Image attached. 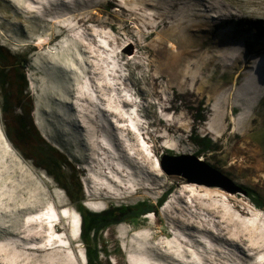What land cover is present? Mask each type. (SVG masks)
Masks as SVG:
<instances>
[{
	"label": "rangeland",
	"instance_id": "obj_1",
	"mask_svg": "<svg viewBox=\"0 0 264 264\" xmlns=\"http://www.w3.org/2000/svg\"><path fill=\"white\" fill-rule=\"evenodd\" d=\"M95 1L24 0L25 14L22 0H0V44L14 53L29 52L25 74L33 123L79 172L85 208L99 213L110 205L141 203L143 196L154 206L153 212L101 232L113 264H264V217L247 201L248 209L240 210L245 193L239 192L241 197L165 174L178 163L171 157L195 156L249 190L264 206V160L254 153L256 143L250 139L232 143L236 131L258 128L252 118L264 94V56L257 60L255 74L238 88L236 81L231 86L186 85L179 97L163 78L175 80L181 66L184 77L190 72L194 76L199 66L188 71L181 62L165 72L164 64L142 53L121 29L122 17L113 12L96 21L88 17L91 10L102 8L58 19L44 16L61 14L72 2ZM102 1L119 4L115 12L133 14L128 27L161 32L169 41L163 48H175L171 56L180 50L196 56L193 48H201L199 38L224 22L264 24V0ZM48 40L44 48L35 45ZM213 41L211 48H232L224 55L229 65L241 54L237 48H247L230 37ZM46 49L56 51L48 75L39 68V54ZM80 72L86 78L81 77L83 82L75 88L74 78ZM67 103L70 116L64 115ZM63 115L67 122L81 125L87 149L61 145L60 137L66 138L63 133L68 132ZM195 135L208 138L210 147L194 143ZM219 142V149L213 146ZM10 147L27 168L44 177L47 187L37 181L35 186L46 193L42 203L24 211L17 228L0 232V264H82L81 249L85 251L76 206L54 180L14 148L4 133L1 113L0 227L10 223L11 210L29 199L24 194L21 202L10 205L13 192H21L23 175L10 161ZM220 162L231 173H224Z\"/></svg>",
	"mask_w": 264,
	"mask_h": 264
},
{
	"label": "trees",
	"instance_id": "obj_2",
	"mask_svg": "<svg viewBox=\"0 0 264 264\" xmlns=\"http://www.w3.org/2000/svg\"><path fill=\"white\" fill-rule=\"evenodd\" d=\"M114 7L120 9L119 4L108 5L107 2L102 0L85 4L72 2L69 5L63 6L60 10L63 11L61 14L44 16L49 19H58L62 16H72L75 12L102 8L101 11L96 13L93 12L94 10H91L88 17L96 21L102 16L109 17L112 12L122 17L121 23H123L124 27H119L126 30L129 37L140 47L142 53L164 64L165 72L168 73V68H175V65L179 67L181 62L184 63L183 67L188 68V71L189 68L199 66L198 72L194 76L190 72L189 76L184 77L181 66L179 68V76L175 80L168 79L167 77L163 78V81L170 82L174 94L176 96L179 95V97L182 96L186 85L197 86L210 82L215 83L216 86L225 85L226 83H229L231 86L233 81H236V88H238L247 81L248 77L255 74V66L258 64L257 60H261L264 56V48H262L264 44V24L262 22L239 21L232 24L224 22L216 26L207 37L199 38L201 48H193L197 52L196 56H194L193 51V54H190V52H183L182 50L178 54H175V56H171L175 48H163L164 44H168L169 41L164 38L161 32L157 33L148 30L139 32L134 27H128L127 22L134 15L131 13L115 12L113 10ZM215 37H219L221 41H225V38L230 37L239 43L243 42L247 48H237L238 50L240 49L239 52L241 54H238L233 59L232 65H229L224 55L232 48H211L214 45L213 39ZM258 46L261 47L259 48ZM220 52H222V55H218ZM168 58L171 59L168 60ZM28 64L29 52L14 53L0 44V113L4 133L22 157L30 161L36 168L43 170L63 190L67 199L76 206L81 216L80 241H82L85 251L84 254L81 249L82 264H113L107 242L101 237V232L117 222L133 221L146 212L155 211V208H153V205H150L147 196H143L141 203L137 200L133 204L110 205L99 213H91L85 208L82 203L85 199V194L82 189L79 172L70 165L62 152L42 138L33 123L31 116L33 101L28 91L25 74V68ZM237 74L238 76L235 78ZM252 119L258 124L257 130L242 134L236 131L232 138V143L237 144L250 139L256 143L254 153L257 159L264 160V94L256 105L255 114ZM193 140L194 143L202 147L209 148L211 145L208 138H202L198 135H195ZM220 144L219 142L213 146H218L219 149ZM219 151L217 155L220 154ZM173 153L176 152L173 151ZM220 164L224 173H231L223 167L221 162ZM249 183L256 187L259 186L253 182ZM243 193L247 197H243L244 199L240 202V210L248 209V205H244L245 201H247L251 206V210L259 212L264 217L263 203L259 202L256 197H253L249 190L243 189ZM169 194L170 192L166 193L165 197H168ZM237 195L242 197L239 193Z\"/></svg>",
	"mask_w": 264,
	"mask_h": 264
},
{
	"label": "bare ground",
	"instance_id": "obj_3",
	"mask_svg": "<svg viewBox=\"0 0 264 264\" xmlns=\"http://www.w3.org/2000/svg\"><path fill=\"white\" fill-rule=\"evenodd\" d=\"M23 4H21V12L22 13H27L26 12V3L24 2V0H22ZM4 5V4H3ZM45 25V24H44ZM43 25V26H44ZM51 25V28H53V25ZM50 28V29H51ZM7 30V29H6ZM1 33V32H0ZM62 34V33H61ZM26 35V34H24ZM64 35V34H63ZM67 37V36H66ZM68 38V37H67ZM69 39V38H68ZM70 40V39H69ZM71 41V40H70ZM50 44V40L48 41H44V42H41L40 44L36 43L35 45L38 47V48H44L45 45H49ZM128 50V49H127ZM56 53L55 50H50V49H46L45 51L41 52L39 54V68L41 70V73H43L44 75H48L50 74V68L51 66L53 65L54 61H53V55ZM82 75V76H81ZM238 76V74L235 76V78ZM48 77V76H47ZM81 77L83 79L86 78V75H83L81 72L79 74L76 75V77L74 78V87L77 88L78 86H80V84L83 82L81 81ZM50 79V78H49ZM35 91V90H34ZM34 93V92H33ZM55 100H57L55 98ZM62 103V102H61ZM68 107L65 109V113L64 115H67V116H70L72 115L71 113V103L68 104ZM58 106V105H57ZM70 106V107H69ZM55 110V109H54ZM19 113V112H18ZM59 114V113H58ZM61 116V120L63 121V123H65V125L68 127V132L67 131H64L63 133V136H66V138H63L62 136L60 137V142H61V145H64L66 148H81L79 150L83 151L84 149H87V144L85 142V139L83 137V133H82V128L80 127L81 125H79L76 121L72 120V121H69L67 122L66 121V118ZM57 119V118H56ZM233 116H231V121L233 120ZM11 130V129H10ZM40 132V131H39ZM43 136V135H42ZM45 137V136H44ZM46 139V138H45ZM47 140V139H46ZM48 142V141H47ZM10 145V144H9ZM60 145V146H61ZM23 151V150H22ZM71 151V150H70ZM8 154H10V161L12 162L13 165L15 166H18L19 168L22 169L23 171V175L21 176V180H20V183H19V186L21 185L22 189H20L19 191L21 192H13L14 194L11 195L10 197V205H14L16 204L17 202H21L22 199H20V197L22 198V196L24 194H27L29 196V199H28V202H25V203H22V206L18 207L16 210H11L12 212H10V223L8 224H5L3 225L2 227H0V232L1 231H6L9 227H10V231L12 229H15L18 227L19 225V221H20V215L24 212V211H27V210H31V209H35L37 208L40 203H42V195H45V190L42 188L40 189L39 187H36L35 184L36 182L40 181L44 187H47V184L46 182L44 181V177L43 176H40V175H37L36 173L32 172L29 168H27L22 161H20L21 159L18 158L17 155H15V153L13 154V151H12V148L10 147V151L8 150L7 152ZM184 154V153H183ZM185 154H188V153H185ZM23 160V159H22ZM6 161V160H5ZM9 161V160H8ZM9 161V162H10ZM28 163V162H27ZM8 165V164H7ZM12 165V166H13ZM31 167V166H29ZM161 169L163 171V168L161 166ZM12 172V171H11ZM164 172V171H163ZM18 173V171H17ZM167 176H178L180 178H183L185 179L188 183L190 184H195V185H198V186H204V187H208V188H219V189H222L224 190L225 192L227 193H230V194H236V193H239V192H243V189L240 185H236L235 186L238 188L237 191H228L222 187H216V186H207V185H204V184H198L196 182H189L186 178L182 177V176H179V175H170V174H167L165 173ZM11 177V176H10ZM19 177V176H18ZM12 179V178H11ZM37 179V180H36ZM17 183V182H16ZM39 184V183H38ZM16 187H18L17 185H15ZM13 191V190H12ZM52 197H54L52 194H51ZM25 201V200H24ZM53 201V200H52ZM1 210V208H0ZM32 211V210H31ZM30 212V211H29ZM7 221V220H6ZM1 236V235H0Z\"/></svg>",
	"mask_w": 264,
	"mask_h": 264
},
{
	"label": "water",
	"instance_id": "obj_4",
	"mask_svg": "<svg viewBox=\"0 0 264 264\" xmlns=\"http://www.w3.org/2000/svg\"><path fill=\"white\" fill-rule=\"evenodd\" d=\"M178 161L173 170H166L167 174L180 175L189 182H196L207 186L222 187L228 191H237L235 184L226 178L219 170L204 163L195 156L171 157Z\"/></svg>",
	"mask_w": 264,
	"mask_h": 264
}]
</instances>
